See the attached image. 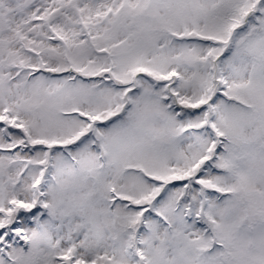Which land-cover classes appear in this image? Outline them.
<instances>
[{
	"label": "snow or ice",
	"instance_id": "obj_1",
	"mask_svg": "<svg viewBox=\"0 0 264 264\" xmlns=\"http://www.w3.org/2000/svg\"><path fill=\"white\" fill-rule=\"evenodd\" d=\"M0 264H264V0H0Z\"/></svg>",
	"mask_w": 264,
	"mask_h": 264
}]
</instances>
